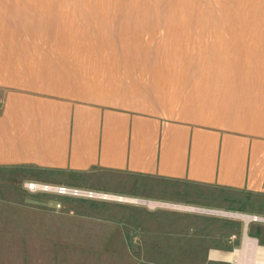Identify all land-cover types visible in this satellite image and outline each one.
Here are the masks:
<instances>
[{"label": "crops", "instance_id": "obj_1", "mask_svg": "<svg viewBox=\"0 0 264 264\" xmlns=\"http://www.w3.org/2000/svg\"><path fill=\"white\" fill-rule=\"evenodd\" d=\"M188 1L0 0V166L106 175L159 264L262 260L264 0Z\"/></svg>", "mask_w": 264, "mask_h": 264}, {"label": "rangeland", "instance_id": "obj_2", "mask_svg": "<svg viewBox=\"0 0 264 264\" xmlns=\"http://www.w3.org/2000/svg\"><path fill=\"white\" fill-rule=\"evenodd\" d=\"M147 5L149 9L164 10V14L179 10V14L187 15L189 9L188 0H147ZM58 176L0 166V264H153L152 260L159 264L164 258L171 261V257L163 256L173 253L171 242L156 245L153 240H123L122 230L132 229L131 218L141 217L136 211L144 207L119 205L116 195L121 193L105 194L109 192L102 190L113 187L114 180L109 182L106 175L98 173L95 176L100 184H95V176L90 173L77 179L78 184H71L60 182ZM29 183L52 189L29 191ZM59 186L107 195L113 200L86 194L59 195L53 190Z\"/></svg>", "mask_w": 264, "mask_h": 264}, {"label": "built area", "instance_id": "obj_3", "mask_svg": "<svg viewBox=\"0 0 264 264\" xmlns=\"http://www.w3.org/2000/svg\"><path fill=\"white\" fill-rule=\"evenodd\" d=\"M27 189L29 191H37V190H44V191H48L51 190L52 188H50V186H46V185H38V184H34V183H29L27 184ZM53 190H56V192L59 195H66V194H71V195H76V196H82L84 194H86L88 197H102L105 200L109 199V200H113L110 196L107 195H103L101 196L99 193H92V192H82L78 189H67L66 187L63 186H59V187H54ZM123 197L118 196L116 200L119 201H124L127 200L126 198H123L124 200H122ZM146 203V202H145ZM194 211L197 212H204V213H212L209 210H205V209H201V208H190ZM239 218H241L246 224L248 223H257V224H263L264 225V216L261 215H257V214H238L237 215ZM229 264H264V260H260V261H242V260H238V261H233Z\"/></svg>", "mask_w": 264, "mask_h": 264}, {"label": "bare ground", "instance_id": "obj_4", "mask_svg": "<svg viewBox=\"0 0 264 264\" xmlns=\"http://www.w3.org/2000/svg\"><path fill=\"white\" fill-rule=\"evenodd\" d=\"M248 241H250L251 243H253V244H255V241L253 240V241H251V240H248ZM261 257V256H260ZM260 257H256V258H254V259H258V258H260ZM263 258V257H262ZM242 260V259H241ZM262 260H264V259H262ZM248 261H250V260H248Z\"/></svg>", "mask_w": 264, "mask_h": 264}]
</instances>
